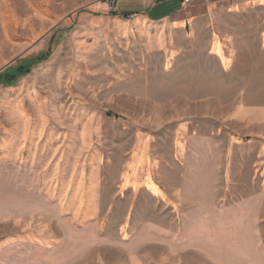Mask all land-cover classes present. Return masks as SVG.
I'll return each instance as SVG.
<instances>
[{
	"label": "rangeland",
	"instance_id": "obj_1",
	"mask_svg": "<svg viewBox=\"0 0 264 264\" xmlns=\"http://www.w3.org/2000/svg\"><path fill=\"white\" fill-rule=\"evenodd\" d=\"M96 1L0 18V129L46 130L0 149V264H264V0H180L168 27ZM255 190L254 227L217 219Z\"/></svg>",
	"mask_w": 264,
	"mask_h": 264
},
{
	"label": "crops",
	"instance_id": "obj_2",
	"mask_svg": "<svg viewBox=\"0 0 264 264\" xmlns=\"http://www.w3.org/2000/svg\"><path fill=\"white\" fill-rule=\"evenodd\" d=\"M19 0H0V18L3 16L5 12H12L13 11V5L17 4ZM110 0H104L103 3H97L93 2L91 3L92 7L98 11H104V9L109 10L108 2ZM116 1V10L118 14L121 13V15H130L135 16V23L138 25H156L160 24V26L168 27L173 26L174 21L178 19L177 17L180 15L178 13V8L180 5V0H115ZM105 2V3H104ZM119 5V8H118ZM46 130L45 127H36L33 124L22 123V124H14L12 125V131H11V137L9 140V137L6 136L3 129H0V149L3 148V145L7 143L8 141L11 142V145L13 146V155L14 157L23 158L24 154H28V157L32 155V151H30V148H34L36 146L37 142H40V140L45 141L46 139ZM28 150V151H27ZM258 153L261 154L262 149H258ZM31 153V155H30ZM32 157V156H31ZM31 160V158L29 159ZM248 175V174H247ZM253 173L250 174V181L253 183L252 179ZM204 179H206V175H204ZM207 179L210 180V177L207 174ZM248 180V179H247ZM246 190H250L249 187L245 188ZM156 196L160 197L162 194H164L163 189L159 188V193H154ZM246 199H244L242 202L236 204L235 206H232L229 210H220L218 212V218L220 221H226L230 215L234 217L235 220L237 218V221L240 222L244 220L248 228L254 227L255 225V216L259 214V210L263 204L262 196H259L257 194V191H250L248 195H246ZM259 209V210H257ZM232 213V214H230ZM214 215V214H213ZM230 216V217H232ZM218 221V220H217ZM248 235L244 233L243 235L237 238L236 243H241L240 239L243 241L247 239ZM250 238V237H249ZM242 241V242H243ZM246 242V241H245ZM250 243L252 245L256 244V241L251 238ZM214 249V250H212ZM206 253L210 252L212 255H214L217 258V255H219L218 259L221 260L223 257L227 259V254H230L232 252H229L228 249L226 250H219L212 247H207Z\"/></svg>",
	"mask_w": 264,
	"mask_h": 264
},
{
	"label": "trees",
	"instance_id": "obj_3",
	"mask_svg": "<svg viewBox=\"0 0 264 264\" xmlns=\"http://www.w3.org/2000/svg\"><path fill=\"white\" fill-rule=\"evenodd\" d=\"M123 17L125 19H129L130 15H123ZM32 66H27V67H21L19 68V70L16 72V74H14L13 76V80L17 79V77H19L20 75H26L31 71ZM3 75H0V82L3 79Z\"/></svg>",
	"mask_w": 264,
	"mask_h": 264
},
{
	"label": "built area",
	"instance_id": "obj_4",
	"mask_svg": "<svg viewBox=\"0 0 264 264\" xmlns=\"http://www.w3.org/2000/svg\"><path fill=\"white\" fill-rule=\"evenodd\" d=\"M196 0H182V3H184V5H188L190 4L191 2H194ZM108 5H109V10L110 12H113V13H117V10H116V1L115 0H110L108 2ZM133 16H130V18H132Z\"/></svg>",
	"mask_w": 264,
	"mask_h": 264
}]
</instances>
